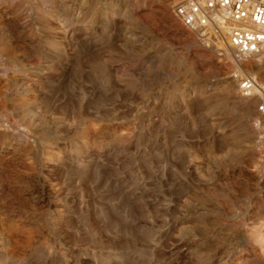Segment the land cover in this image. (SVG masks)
Wrapping results in <instances>:
<instances>
[{
	"label": "rangeland",
	"instance_id": "obj_1",
	"mask_svg": "<svg viewBox=\"0 0 264 264\" xmlns=\"http://www.w3.org/2000/svg\"><path fill=\"white\" fill-rule=\"evenodd\" d=\"M180 1L0 0V264H264V61Z\"/></svg>",
	"mask_w": 264,
	"mask_h": 264
},
{
	"label": "built area",
	"instance_id": "obj_2",
	"mask_svg": "<svg viewBox=\"0 0 264 264\" xmlns=\"http://www.w3.org/2000/svg\"><path fill=\"white\" fill-rule=\"evenodd\" d=\"M173 13L189 32L206 36L209 28L219 33L223 26L229 28V43L238 61L258 59L264 61V0H181L173 6ZM238 79V87L245 97L256 91L264 94L259 77L248 74ZM264 117V100L256 104Z\"/></svg>",
	"mask_w": 264,
	"mask_h": 264
},
{
	"label": "bare ground",
	"instance_id": "obj_3",
	"mask_svg": "<svg viewBox=\"0 0 264 264\" xmlns=\"http://www.w3.org/2000/svg\"><path fill=\"white\" fill-rule=\"evenodd\" d=\"M228 28V25L227 26H223L221 29H220V31H219V35L220 34H223L224 33V31L226 30ZM211 29H213L212 27L211 28H209L207 31H209V30H211ZM228 30V29H227ZM226 30V31H227ZM207 31H206V33H207ZM189 32V31H188ZM191 33H193V32H191ZM196 34H198V35H203V34H201V33H198V32H196ZM216 35V34H215ZM214 35V36H215ZM224 35V34H223ZM226 35V34H225ZM203 36H205V35H203ZM212 38V37H211ZM228 38V37H227ZM224 41V40H223ZM225 42V41H224ZM231 46V45H230ZM253 60H258V59H252V61ZM250 61V60H249ZM259 61H261V60H259ZM258 61V62H259ZM196 63V62H195ZM254 65V64H253ZM264 65V64H263ZM262 65V66H263ZM249 66V65H248ZM257 66H261L260 64H257ZM253 68V67H252ZM255 68V67H254ZM211 69V68H210ZM256 69V68H255ZM141 75V74H140ZM237 76L238 77H240V78H243V77H246V76H244V75H242V74H237ZM236 81H238V79H236ZM234 83H236V82H234ZM238 83V82H237ZM239 88V87H238ZM242 95V94H241ZM249 99H253V101H254V99H257V98H259L260 100L262 99V100H264V94L263 93H261L260 91H256L255 93H254V96H252V97H248ZM47 102V101H46ZM50 104V103H49ZM47 105V104H46ZM84 105V104H83ZM75 106V105H74ZM48 107V106H47ZM63 107V106H62ZM61 107V108H62ZM70 107V106H69ZM49 108V107H48ZM72 108V107H71ZM58 109H60V108H58ZM70 109V108H69ZM58 111H60V110H58ZM3 112V111H2ZM61 112H62V110H61ZM63 112H65V111H63ZM45 113V112H44ZM43 113V114H44ZM61 114V113H60ZM37 116V115H36ZM39 116V115H38ZM26 118V117H25ZM37 118V117H36ZM35 118V119H36ZM3 119V118H2ZM33 119H34V117H33ZM32 119V120H33ZM46 119V118H45ZM37 120V119H36ZM48 121H49V119H48ZM51 121V120H50ZM22 122V121H21ZM33 122H35V121H33ZM43 123H44V121H43ZM33 124V123H32ZM86 124H88V123H86ZM46 125H47V123H46ZM48 126V125H47ZM69 126V125H68ZM30 127V126H29ZM93 127V126H92ZM95 127V126H94ZM43 128V127H42ZM47 128V127H46ZM103 128V127H102ZM90 129V128H89ZM70 132V131H69ZM106 132V131H105ZM110 132V131H109ZM23 133V132H22ZM97 134V133H96ZM106 134V133H105ZM114 134H116L115 132H114ZM118 134V133H117ZM23 135V134H22ZM116 136V135H115ZM120 136V135H119ZM123 136V135H122ZM100 137V136H99ZM127 137V136H126ZM82 138V137H81ZM97 138H98V136H97ZM118 138V137H117ZM123 139V138H122ZM34 140V139H33ZM96 140V139H95ZM18 141V140H17ZM19 141H20V139H19ZM38 141V140H37ZM127 141V140H126ZM36 142V141H35ZM22 143H23V141H22ZM8 145V144H7ZM35 147V146H34ZM18 150V149H17ZM11 153H13V152H11ZM10 153V154H11ZM1 154H3V153H1ZM17 154V153H16ZM19 154H20V152H19ZM12 155V154H11ZM18 156V155H17ZM12 158V157H11ZM17 158H19V157H17ZM51 158V157H50ZM25 159V158H24ZM23 160V159H22ZM37 160V159H36ZM51 160H53V159H51ZM13 161V160H12ZM15 161V160H14ZM47 162V161H46ZM49 162V161H48ZM56 162V161H55ZM17 163H19V162H17ZM36 164H38V163H36ZM37 167V166H36ZM41 167V166H40ZM41 169V168H40ZM7 170V169H6ZM38 171V170H37ZM11 172V171H10ZM14 172V171H13ZM36 172V171H35ZM21 175V174H20ZM33 177V176H32ZM43 177V176H42ZM34 178V177H33ZM45 179H46V177H45ZM21 181V180H20ZM20 184H21V182H20ZM16 185V184H15ZM34 185V184H33ZM12 186V185H11ZM10 186V187H11ZM24 186V185H23ZM34 187V186H33ZM37 190V189H36ZM53 190V189H52ZM51 190V191H52ZM25 191H27V190H25ZM22 192V191H21ZM28 192V191H27ZM32 192V191H31ZM42 192V191H41ZM26 193V192H25ZM48 193V192H47ZM17 194V193H16ZM19 194V193H18ZM34 194V193H33ZM9 195H12V194H9ZM15 195V194H14ZM23 195V194H22ZM26 195V194H25ZM46 195V194H45ZM13 196V195H12ZM31 196V195H30ZM38 196V195H37ZM5 197V196H4ZM42 197V196H41ZM13 198V197H12ZM25 198V197H24ZM29 198V197H28ZM33 198V197H32ZM35 198H36V196H35ZM5 199H7V198H5ZM18 199H19V197H18ZM30 199V198H29ZM28 199V200H29ZM33 200V199H32ZM43 200V199H42ZM8 201V200H7ZM11 201V200H10ZM34 201V200H33ZM24 202V201H23ZM29 202V201H28ZM1 203V202H0ZM26 203V202H25ZM28 204V203H27ZM4 206V205H3ZM11 222H13V221H11ZM14 224V223H13ZM12 226V225H11ZM7 228V227H6ZM19 228V227H18ZM3 230H4V228H3ZM7 230V229H6ZM12 230V229H11ZM28 234V233H27ZM27 238H30V237H27ZM28 240V239H27ZM30 240V239H29ZM28 240V241H29ZM14 242H15V240H14Z\"/></svg>",
	"mask_w": 264,
	"mask_h": 264
}]
</instances>
